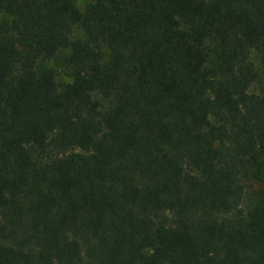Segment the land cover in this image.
<instances>
[{"label":"trees","instance_id":"trees-1","mask_svg":"<svg viewBox=\"0 0 264 264\" xmlns=\"http://www.w3.org/2000/svg\"><path fill=\"white\" fill-rule=\"evenodd\" d=\"M0 264H264V0H0Z\"/></svg>","mask_w":264,"mask_h":264},{"label":"rangeland","instance_id":"rangeland-1","mask_svg":"<svg viewBox=\"0 0 264 264\" xmlns=\"http://www.w3.org/2000/svg\"><path fill=\"white\" fill-rule=\"evenodd\" d=\"M84 0H75L76 4L79 6H82ZM80 36V31L75 30L74 34H73V38L79 37ZM67 52H61L60 54L57 55V57H55L54 59H52L51 61L45 62L43 63V66L46 68H51L53 70L56 71L57 74V78L60 82H66L68 81V71L66 70L64 63H63V58L64 55ZM252 63L254 64V66L259 69L258 67V61L256 59V56L253 55L252 59H251ZM254 89V88H253Z\"/></svg>","mask_w":264,"mask_h":264}]
</instances>
